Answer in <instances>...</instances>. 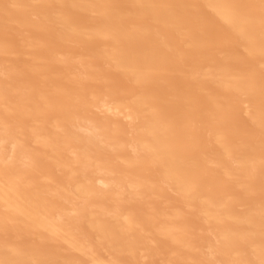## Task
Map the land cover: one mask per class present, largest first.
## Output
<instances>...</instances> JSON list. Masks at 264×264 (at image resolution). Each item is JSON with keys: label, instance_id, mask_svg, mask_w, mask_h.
Masks as SVG:
<instances>
[{"label": "bare ground", "instance_id": "obj_1", "mask_svg": "<svg viewBox=\"0 0 264 264\" xmlns=\"http://www.w3.org/2000/svg\"><path fill=\"white\" fill-rule=\"evenodd\" d=\"M0 264H264V0H0Z\"/></svg>", "mask_w": 264, "mask_h": 264}]
</instances>
